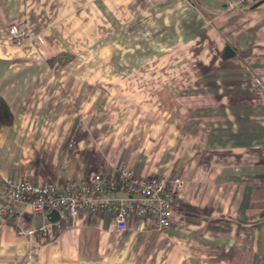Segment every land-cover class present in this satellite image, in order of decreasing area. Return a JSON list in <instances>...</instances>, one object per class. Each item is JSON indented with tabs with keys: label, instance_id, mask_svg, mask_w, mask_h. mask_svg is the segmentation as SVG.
<instances>
[{
	"label": "crops",
	"instance_id": "obj_1",
	"mask_svg": "<svg viewBox=\"0 0 264 264\" xmlns=\"http://www.w3.org/2000/svg\"><path fill=\"white\" fill-rule=\"evenodd\" d=\"M230 1L0 0L2 176L183 179L163 230L87 211L59 227L16 201L0 264H264V0ZM41 224L47 240L16 231Z\"/></svg>",
	"mask_w": 264,
	"mask_h": 264
},
{
	"label": "built area",
	"instance_id": "obj_2",
	"mask_svg": "<svg viewBox=\"0 0 264 264\" xmlns=\"http://www.w3.org/2000/svg\"><path fill=\"white\" fill-rule=\"evenodd\" d=\"M244 1H230L227 6L233 8ZM8 31L15 43H22L29 34L24 15L14 17L8 25ZM182 183L183 179L179 176H143L132 168L121 167L109 178L90 175L77 181L67 180L63 189L58 190L57 184L53 182L35 183L29 179L2 176L0 172V194L7 198L6 204L0 203V218L13 212L14 202L26 201L34 212L45 214L51 209L58 210L59 227L72 223L79 211H87L110 215L117 229H124L128 220L136 216L145 229L163 230L171 223L173 201ZM114 192H121L124 197L111 200L110 196ZM16 231L19 234H48L45 224L27 230L18 228Z\"/></svg>",
	"mask_w": 264,
	"mask_h": 264
},
{
	"label": "trees",
	"instance_id": "obj_3",
	"mask_svg": "<svg viewBox=\"0 0 264 264\" xmlns=\"http://www.w3.org/2000/svg\"><path fill=\"white\" fill-rule=\"evenodd\" d=\"M13 114L12 111L5 101V99L0 95V126L8 125L12 122ZM50 236L46 235L42 240H47Z\"/></svg>",
	"mask_w": 264,
	"mask_h": 264
},
{
	"label": "water",
	"instance_id": "obj_4",
	"mask_svg": "<svg viewBox=\"0 0 264 264\" xmlns=\"http://www.w3.org/2000/svg\"><path fill=\"white\" fill-rule=\"evenodd\" d=\"M47 216L51 222H55L59 217V212L56 209H51L48 211Z\"/></svg>",
	"mask_w": 264,
	"mask_h": 264
}]
</instances>
